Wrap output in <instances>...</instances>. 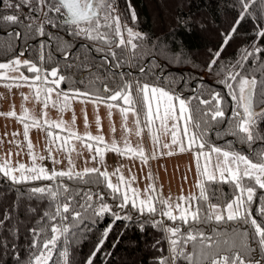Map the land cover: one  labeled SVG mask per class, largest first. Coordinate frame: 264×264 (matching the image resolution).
<instances>
[{
    "label": "trees",
    "instance_id": "16d2710c",
    "mask_svg": "<svg viewBox=\"0 0 264 264\" xmlns=\"http://www.w3.org/2000/svg\"><path fill=\"white\" fill-rule=\"evenodd\" d=\"M17 3L20 0H0V17L9 14L19 17L15 24L0 19V62L22 53L42 69L58 68L59 74L65 77L60 91L67 94L73 90L88 92L91 99L107 97L109 92H105V87L114 90L125 82L163 87L190 101L194 120H200L203 111L210 112L214 103L212 94L219 93L223 98L224 117L215 121L209 120L208 116L202 118L209 121L206 125L208 144L248 157L264 153V118L257 119L252 142L244 141L242 134H232L235 102L231 89L224 83L228 72L254 77L257 80L255 107L264 109V36L257 35L264 31V0H256L243 14L240 0H114L113 7L121 23L143 36L142 40L135 41L137 47L134 50L108 48L84 36L70 35L72 29L52 13L48 15L54 16L56 26L48 24L41 13L39 20L33 21L30 27L29 18L36 13L27 5L16 8ZM129 8L134 9L135 20H132ZM36 23L42 24L44 35L36 32ZM234 25L235 31L232 32ZM14 32H19L20 38L17 39ZM229 35L230 39L226 40ZM256 49H260L258 54H255ZM217 50H220L219 58L209 70L208 61ZM245 50L254 55L245 58ZM109 51L115 52L116 57L105 59ZM65 52L68 53L67 59ZM230 83L235 87V82ZM201 99L210 103L201 104ZM201 127L205 125L202 123ZM96 180V175H91L83 179L58 177L50 182L69 188L74 197L73 206L81 199L76 193L88 189L100 193L104 202L118 205L120 196L113 198L114 194L106 185L96 183ZM33 187H37V183H13L0 173V219L3 220L0 224V264H29L34 251L31 230H46L50 223L44 213L53 210V202L33 194ZM206 187L212 203L223 204L234 193L231 183H211ZM99 202L94 197V204ZM261 204H264V190L257 186L251 215L264 226V216L258 210ZM113 207L119 212L117 206ZM81 212L80 222H64L72 226L67 239L62 237L58 241L49 264H64L65 249L68 264H85L89 257H92V264H160L161 258H171L167 233L152 222L154 219L163 221L161 216L149 217L128 209L123 210L122 215H130L131 220H114L109 213L95 216L90 209H81ZM200 214L202 218L206 215L204 207ZM164 225H179L182 233L185 229H192L214 236L219 244L217 251L233 244H250V249L241 248L247 257L255 261L264 256V247L259 245L254 229L241 220H208L194 226L180 225L179 221L173 224L168 220ZM108 228L111 230L103 246L93 255ZM46 235L50 233L41 231V238ZM192 248L189 244L186 251ZM175 264H188V261L181 257Z\"/></svg>",
    "mask_w": 264,
    "mask_h": 264
},
{
    "label": "snow or ice",
    "instance_id": "6c2138e0",
    "mask_svg": "<svg viewBox=\"0 0 264 264\" xmlns=\"http://www.w3.org/2000/svg\"><path fill=\"white\" fill-rule=\"evenodd\" d=\"M240 3L243 14L247 12L252 4L256 3V0H240ZM21 4L29 6L36 13V15L29 18L30 27L32 22L38 21L40 14L43 13L48 24L56 26V19H59L72 29L69 33L70 35L84 36L90 40L100 42L108 48L115 46L128 47L134 50L137 47L135 41L143 39L140 33L134 32L131 28L127 26L122 28L120 17L115 14L114 0H20V3H17L15 7L19 8ZM8 6L11 7L12 5L9 4ZM129 11L132 20H135L136 13L134 9L129 8ZM48 13L56 14V19H54L53 15H48ZM0 19L15 24L18 22L19 17L9 14L0 17ZM35 30L38 34L44 35L42 24L36 23ZM234 31L235 25L232 28V32ZM125 33L127 34V39H125ZM257 35L264 36V31L258 32ZM14 36L18 39L21 34L14 32ZM227 39H230V35L226 37ZM41 47L43 48V45ZM219 51L217 50L212 59L208 61L209 70L219 58ZM259 51L260 49H256L255 54H258ZM67 55L68 53L65 52V59H67ZM252 55H254L253 52L245 50V58ZM21 56L22 53L10 60L0 62V81H5L6 83L3 86L9 88V90L12 87L22 86V83L32 87L37 102H41L40 97L43 94L42 104L45 109L49 106L51 95L55 92L58 99L63 97L60 111H64L68 107L70 98H86L90 96L88 92L73 90L70 97L69 94L59 90V85L65 77L59 74L58 68L45 70L39 67L38 63L30 60L22 61ZM109 56L116 57V53L109 51L105 59ZM43 58L42 54L41 61ZM21 67L33 73V76L24 75V72L20 71ZM13 73H18V75H12ZM238 76L239 79H237ZM230 82H235V87ZM224 83L231 89L230 94L235 102L232 134H242L244 141L252 142L255 139L256 121L258 118H264V109L257 112L254 108L257 80L254 77L240 76L238 72H228ZM262 87H264V82H262ZM133 88H135V94H133ZM104 90L109 92V95L107 97H94L93 102L97 104L104 103L109 109L118 107L125 126L128 115L131 113L138 125L137 135L142 133L143 128H140L139 125L143 124L150 132L155 130L156 132L170 133L171 143L176 145L181 152L195 149V160L197 171L199 172L198 196H182L176 200L171 198L164 199L158 195L159 190L154 185H151L144 197L141 198V193L132 187V181L135 178L133 177L132 180L126 179L119 174L120 170L118 168L112 174L117 176V183L113 184L107 171H100L99 168H85L79 171L71 168L67 171H57L55 173L50 170L46 171L44 167L37 166L36 160L38 158L35 154L32 155L33 163L31 167L20 164L18 167L13 168L7 161L0 162V173L17 184L41 179L52 181L58 177L83 179L85 176L96 175V183H104L111 193L114 194L113 198H115V195L120 196V202L117 207L121 210L131 205L141 215L149 217L159 215L172 221L173 224L179 221L180 225L190 224L194 226L198 222H206L208 220L217 222L222 220H241L243 223L252 226L259 245L264 247V226L256 218L252 217L250 211V205L253 202L257 186L260 189H264V153L248 157L239 152L225 150L208 144L206 125L209 121L202 118L203 116H208L209 120L215 121L224 117V109L221 106L223 98L219 93L212 94L214 103H212L210 112L205 110L201 113L200 120H194L190 101L163 87L148 83L125 82L114 90H109L107 87ZM262 99H264V96H262ZM109 101H119L120 103L114 105L108 103ZM199 102L205 105L210 103L209 100L203 99L199 100ZM53 106H55V102H53ZM0 115L16 118L21 122L28 118L27 110H25L24 116L21 117H18L14 110L7 114L0 112ZM85 119L87 120L86 115ZM169 121L172 122L171 127H169ZM44 123L49 128L48 135L52 138L53 143L60 141L57 147L61 150L67 145L69 139L75 137V139L84 143L89 150H95V155H93L92 159L98 163L103 162V153L109 150L122 157H138L143 163H147L148 157L145 156L140 146L133 148L127 141L124 142L123 147L118 146L115 141L109 145L104 143L102 135L91 136L88 134L85 137H81L74 132L69 133L67 138H61L58 135H54L51 129L56 128L63 131V121L49 124L45 120ZM202 123L205 127H201ZM40 126V120L34 118L31 124L24 123L26 139L28 138L30 127ZM152 139L154 144L159 143L158 135H153ZM161 146L170 147L167 144ZM28 148L31 153L32 145L30 139H28ZM68 150L72 151L74 149L69 148ZM151 155L152 158H155V151ZM17 172L19 173L18 176L15 174ZM101 177L103 178L102 180L100 179ZM211 183H231L234 193L223 204L212 203L209 200L208 188L206 187V185ZM31 191L40 197L49 198L53 202V210L50 213H44V217H47V220L50 221L46 230L43 228L31 230L34 236L32 244L34 251L29 258V264H49L58 241L62 237L67 239L69 228L72 226L64 222L69 220L73 224L80 222L82 220L81 209L84 211L90 209L91 214L95 216L109 213L114 220L132 219L130 215H122L121 212L114 211L104 202L100 193L93 192L91 189L76 193L77 196L81 197L80 200H77L76 206L72 204L74 197L66 185L58 184L55 188L48 186L33 187ZM94 197L100 201L98 204H94ZM202 207L205 208L206 212L203 218L200 214ZM258 210L261 212V216H264V204H261ZM152 222L154 226H159L162 231L168 234L167 238L171 248V258L169 260L161 258L160 264H175V261L181 257L188 261V264H205V262L207 264H246V260L247 264H261V260H264V256H262L259 260L254 261L252 258L247 257L246 252L241 251V248L245 247L250 249V244L239 246L233 244L217 251L219 244L214 236L192 229H185L182 233L179 225L166 226L163 221L155 219ZM2 223L3 220L0 219V224ZM110 230L108 228L105 231V235L98 242L93 255L95 251H99L103 246ZM41 231H46L50 235H46V238H41ZM241 236H243V233H241ZM189 244H192L193 248L190 251H186V246ZM197 245H199V250H197ZM63 259L64 264H68V252L66 249L63 253ZM85 264H92V257H89Z\"/></svg>",
    "mask_w": 264,
    "mask_h": 264
},
{
    "label": "rangeland",
    "instance_id": "374dc122",
    "mask_svg": "<svg viewBox=\"0 0 264 264\" xmlns=\"http://www.w3.org/2000/svg\"><path fill=\"white\" fill-rule=\"evenodd\" d=\"M115 14L118 15V12L116 11ZM121 26L123 28L125 25L121 23ZM125 39H127L126 33ZM20 58L22 61L27 60L24 55ZM20 71L24 72L26 76H33V73L26 71L23 67ZM12 75H18V73ZM4 83L6 82L0 81V112L7 114L14 110L16 115L21 117L24 116L25 110H27L28 118L21 122L16 118L0 115V162L7 161L13 168L18 167L20 164L31 167L33 163L32 155L35 154L38 158L36 160L37 166L44 167L46 171L50 170L55 173L57 171H67L71 168L78 171L85 168H99L100 171H107L113 184L117 183V176L112 174L118 168L120 170L119 174L126 179L132 180L133 177L135 178L132 181V187L141 193V198L144 197L151 185L159 190L158 195L164 199L176 200L182 196L195 197L199 195V189L197 188L199 172L195 160V149L192 151H179L178 147L171 143L170 133L156 132L155 130L150 132L148 128L141 124L139 127L143 128V131L140 135H137L138 125L131 113L128 115L125 126L118 107L109 109L106 104L94 103L93 99L89 97L70 98L68 107L64 111H60L63 97L58 99L56 93L53 92L49 106L45 109L42 104L43 94L40 97L41 102H37L32 87L21 82L22 86L12 87L9 90V88L3 86ZM61 84L62 82L59 88ZM133 94H135V88H133ZM69 96L71 97V94ZM53 102H55V106H53ZM108 103L115 105L120 102L109 101ZM33 118L40 120L41 126L30 127L26 139L24 123L31 124ZM45 120L49 124L63 121V131L56 128L51 129L54 135L61 138H67L69 133L74 132L81 137L88 134L91 136L102 135L104 143L109 145L115 141L118 146L123 147L124 142L127 141L133 148L140 146L145 156L148 157L147 163H143L138 157H122L110 150L103 153V162L98 163L92 159L95 150H89L84 143L75 139V137L69 139L67 145L61 150L57 147L60 141L53 143L52 138L49 137V128L44 123ZM171 126L172 122L169 121V127ZM153 135L159 136L158 144L153 143ZM28 139H30L32 145L31 153L28 148ZM164 144L170 145V147H162L161 145ZM69 148L74 150L69 151ZM154 151L156 155L155 158H152L151 154ZM15 174L19 175L18 172ZM27 183H37V187H56V184L44 179ZM107 204L113 210V206H117L111 202ZM128 209L132 213L137 212L131 205L123 210ZM123 210L119 209V212L122 214ZM250 211H252L251 205ZM161 218L165 224L168 223L167 218Z\"/></svg>",
    "mask_w": 264,
    "mask_h": 264
},
{
    "label": "water",
    "instance_id": "95a60500",
    "mask_svg": "<svg viewBox=\"0 0 264 264\" xmlns=\"http://www.w3.org/2000/svg\"><path fill=\"white\" fill-rule=\"evenodd\" d=\"M254 108H255V110L257 111V112H259L261 109H256V107H255V98H254Z\"/></svg>",
    "mask_w": 264,
    "mask_h": 264
}]
</instances>
